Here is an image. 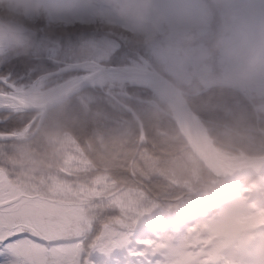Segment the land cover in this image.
I'll list each match as a JSON object with an SVG mask.
<instances>
[{"label": "clouds", "instance_id": "9594fccd", "mask_svg": "<svg viewBox=\"0 0 264 264\" xmlns=\"http://www.w3.org/2000/svg\"><path fill=\"white\" fill-rule=\"evenodd\" d=\"M81 7L92 10L101 32L81 37L70 53L85 67L102 70L111 58L113 38L136 49L154 50L162 85L143 117L149 143L181 157L183 140L175 125L191 122L196 112L217 114L207 133L227 151L258 139L253 113L231 108L228 99L264 89V0H0V51L28 55L36 41L35 25L41 21L50 33L59 29L67 35L63 21ZM32 103L39 122L14 157L17 180L25 188L59 166L89 118L74 112L67 96L50 89ZM85 150L91 163L108 173L143 160L130 132L93 136ZM195 166V161L180 159L175 173L184 177ZM202 194L213 198L216 188L208 185Z\"/></svg>", "mask_w": 264, "mask_h": 264}, {"label": "rangeland", "instance_id": "374dc122", "mask_svg": "<svg viewBox=\"0 0 264 264\" xmlns=\"http://www.w3.org/2000/svg\"><path fill=\"white\" fill-rule=\"evenodd\" d=\"M92 16V10L81 7L74 16L65 19L63 26L68 29L67 32L71 31L69 37L64 34H56L63 32L59 29L55 34H52L44 22H38L35 25L36 41L30 52L59 56L66 63L77 62L71 58L70 53L78 46L80 38L87 39L101 35L100 29L92 20ZM78 24L80 26H76ZM121 42L119 38L112 39L110 45L112 52L118 50ZM142 49L151 55L154 53V50L150 48ZM13 56L0 51V63ZM130 57L132 56L130 55ZM134 59L136 58L129 62L137 61ZM43 85L42 87L37 86L32 94L40 96L45 89L54 91L45 87V80ZM116 91L118 94L120 93V91ZM110 93L116 95L113 91ZM241 94L250 103L254 111L253 103L258 114L257 116L254 111L256 132L264 135V89L250 90ZM137 95L138 101L146 102L148 100L143 99L140 94ZM123 96L126 94L123 93ZM120 103L123 105L121 101ZM230 107L237 108L235 106ZM127 109L134 113L128 106ZM136 120L139 121V118L137 117ZM126 121L123 123L113 122L117 132H132L131 126ZM34 126L35 124H31L30 127H27V130L21 134L20 138L22 139L20 141H25L31 135L36 128ZM139 130L137 135L139 134L141 142L138 145L141 148L144 144L146 145L147 140L145 132L140 127ZM11 140H15V138ZM17 144L16 141L0 142V183L5 185L10 183L22 189L17 194V198L20 200L25 199V193L51 197L58 204L69 209L70 217L79 215L83 218L81 234L76 235L74 230H70L69 234L70 246L78 249L79 264H264V176H258L259 178L253 184L246 188L237 189L218 202L221 206L219 212L214 211L218 205L214 202L217 199H214L213 202H208L205 212L197 218L189 215H182L181 217L172 215L166 219L165 223L160 224L153 221L162 217L159 214L163 207L154 199H150L143 191L132 186L115 192L118 190L117 185L107 174L94 178L82 177L83 174L91 171L94 165L83 154L77 143L64 156L58 167L38 178L31 187L25 188L17 180L18 169L14 164L16 150L20 146ZM214 145L223 154L235 160L238 159L235 161L237 169L241 168L238 165H246V159L242 155L245 154L242 152L244 148L227 151L216 141ZM260 146L263 148V154L259 157H263L264 145L260 144ZM187 150L189 149L186 146L181 157L170 159L167 157L165 159L164 157L155 158L143 150V160L138 166H134V171L140 177H145V181H150L153 178L156 183L165 182L162 184H166V187L170 189L178 188L183 192L186 191L190 203L195 205L199 203L200 196L203 194L189 191V189L196 190V187L192 188L190 184L199 180L202 167L193 153ZM244 156L259 158L246 154ZM180 159L196 162V166L190 168L184 177H179L175 173L176 164ZM73 161L79 163H73ZM54 181L70 184L75 189L81 187L85 189L95 188L97 181H100V187H105L106 182V186L111 189L110 194H114L115 199L123 198L126 202H135L139 214L135 215V222L131 227L124 228L116 223L118 219L124 217V213L110 201L109 195L92 198L84 204H79L73 196L54 192ZM203 189L201 188V190ZM197 195L198 197H196ZM98 211H105L106 215H109L103 226L98 224ZM105 225L120 233L121 236L114 241H107ZM99 227L102 228L101 233L96 235L95 231ZM74 228L75 221L73 220L70 229ZM204 229H206L205 233L203 232ZM102 237L104 239H101ZM140 241H150L152 244H141ZM210 241L212 242L210 243ZM134 253L137 255H133ZM139 253L144 255H138Z\"/></svg>", "mask_w": 264, "mask_h": 264}, {"label": "trees", "instance_id": "16d2710c", "mask_svg": "<svg viewBox=\"0 0 264 264\" xmlns=\"http://www.w3.org/2000/svg\"><path fill=\"white\" fill-rule=\"evenodd\" d=\"M76 26H80V25L78 24ZM67 30L68 29H66V32ZM70 33L71 31H68L67 35H65L64 32H59L56 34H64L65 36L69 37ZM12 58L22 60L26 66L32 69L31 71H29L27 75L18 77L12 81V83L16 84L17 87L19 88H27L36 79L42 77L43 74H46L50 71L57 69L60 65L55 63L51 59L54 58V59H59L61 61L63 60L59 56L48 55V54H34L32 52H29L28 55L13 56ZM131 60H133V58L131 57L122 58V56L119 54V51L117 50L112 52L109 61L103 63L124 64V63H130L129 61ZM150 61L157 68L156 58L153 57L152 60ZM76 73L77 71H70V72L61 73L56 76L47 77L45 78L46 81L45 87L49 88L52 87L53 85L59 84L64 80L68 79V77L75 75ZM3 87L4 86L0 85V89H3ZM115 90L118 91L120 90V94L115 95L116 97H118L119 101H121L126 108L127 106L131 108L134 111V113L125 111L119 105V103L112 98L109 92L111 91L115 92ZM123 93H125L126 96H123ZM137 94H140L143 99H148V100L146 102L138 101L136 99V96H138ZM155 97L156 95L148 88L136 84H130L128 82H120V83H114L113 85H108L103 90L88 88L83 90L79 94L75 95L71 99H69L70 101L69 107L74 112L76 113L83 112L89 114V118L80 126L77 133L76 143L82 150L83 154H85V156L87 157V153L85 149L87 147L88 141L93 136L103 135L110 132H117L113 122L123 123V121L127 120L126 123L129 126H131L132 128L131 133L136 137L137 144L141 142V140L139 139V134L137 135V133H139L140 131L139 127L140 129H142L143 132H145L147 141H146V145L144 144L140 148L141 152L143 150L147 151L148 154H150L152 157L155 158H159V157L160 158L164 157V159L166 157L169 159L174 158L171 154L164 153L159 145L148 142L150 138V133L145 126L143 117L145 112L152 106ZM228 104L230 106H235L237 108L248 109L251 113H253L254 127H256L255 124L256 116L254 114V111L252 110L250 103L241 93L237 94L235 98H229ZM196 114L201 118V120L204 122L206 127L209 123H211V121L209 120L215 121L217 118V114L214 113L196 112ZM7 115L9 114L1 113L0 119H3ZM137 117L139 118V121L136 120ZM28 120L31 121V123L28 125L29 127L31 126V124H35L34 127H36L37 123L39 122V116L37 115V113H26L24 115L19 116L14 121V123L17 124V126H22ZM20 136L16 137L15 140H10V141H16L18 142L17 145L19 144L21 145L24 142V140L20 141V139H22L20 138ZM262 136L264 135L257 133L258 139L255 140L250 146L241 147L242 149L244 148L242 152L248 156L259 157L260 155H262L263 148H261L260 144L264 145V139L259 138ZM184 148H186V146L185 143L183 142V149ZM200 165L202 167L201 168L202 170H200L199 180L197 181L195 180L194 182H192V184H190L192 188L195 186L196 190L189 189V191L192 190L195 193L196 192L203 193V190H201V188H205L208 185H213L216 188V195L213 198H205L202 195L203 198L200 197L199 203L195 205L190 203L186 191L183 192V190L181 191L178 188L170 189L169 187H166V184H162L165 182L156 183L155 180H153V178L150 181H145V177H140L138 173H135L134 166L126 165L124 168L114 173L103 172L94 166V168L91 171H89L87 174H83L82 177L87 176L90 178H94L99 175L107 174L110 177V179L113 180L117 185L118 190L115 192H118L123 188H131L132 186L143 191L150 199H154L155 201L160 203L161 206L163 207L162 212L159 214L162 217H160L159 219L156 218L153 221L160 224L165 223L166 219L167 218L169 219L170 216L172 215H177L180 217L182 215L184 216L189 215L193 218H197L200 214L205 212L206 205L208 204V202H213L214 199H217L214 202L218 203L225 197H228V195L231 194L232 192H235L237 189L240 188L248 187L250 184H253L259 178V177L252 178L243 183H239L222 189L225 183L215 179L203 167L202 164ZM218 205L219 208H214V211L216 210L217 212H219L221 206L219 203ZM106 214L107 213H105V211L97 212V216L99 219L98 220L99 226L101 225L103 226L106 223V219L109 218V215ZM101 230L102 228L99 227L98 229H96L95 234L96 235L100 234Z\"/></svg>", "mask_w": 264, "mask_h": 264}, {"label": "snow or ice", "instance_id": "6c2138e0", "mask_svg": "<svg viewBox=\"0 0 264 264\" xmlns=\"http://www.w3.org/2000/svg\"><path fill=\"white\" fill-rule=\"evenodd\" d=\"M31 70L20 59L6 58L0 63V85L4 86L0 89V112L9 114L0 119V142L7 143L20 136L31 123L30 120L22 126L14 123L19 116L34 109L35 104L19 94L17 85L12 83ZM96 183L95 188L75 189L70 184L54 181L53 191L73 196L79 204L109 195L110 201L124 213V217L116 223L124 228L131 227L135 215L139 214L135 202L115 199L106 182L105 187H100V181ZM20 191L22 189L15 185L0 183V264H79V252L76 247L70 246L69 234L70 230H74L76 235L81 234L83 218L79 215L70 217L69 209L51 197L25 193V199L20 200L17 198ZM73 220L75 228L70 229ZM105 230L107 241L121 236L108 225H105ZM140 243L152 244L150 241Z\"/></svg>", "mask_w": 264, "mask_h": 264}, {"label": "water", "instance_id": "95a60500", "mask_svg": "<svg viewBox=\"0 0 264 264\" xmlns=\"http://www.w3.org/2000/svg\"><path fill=\"white\" fill-rule=\"evenodd\" d=\"M138 60L127 63V64H102V70L93 71L88 67H85L82 62H69L61 61L58 59H53V61L60 66L53 71L43 74L42 77L36 79L27 88H18V93L24 95L25 98L32 102L36 100L39 96H34L33 91L36 90L37 86H44V80L50 76H56L61 73L69 71L80 72L77 75L71 76L63 82L56 84L51 89L54 90L59 96H67L71 99L73 96L77 95L81 91L87 88H93L100 86L106 82H128L130 84H136L150 89L155 95L162 85V81L158 78L156 74V67L142 54L139 52ZM51 59V58H49ZM52 60V59H51ZM56 86V87H55ZM255 114L258 116L257 111L252 103ZM6 113V112H0ZM27 113H36L34 109ZM185 122H176V127L186 143L187 148L193 153L197 160L203 165V167L217 180L222 181L225 185L222 187H230L239 184L255 176L264 175V156L259 158H249L244 156L248 166L237 172H231L223 168L218 161L214 159L211 155L212 148L215 147L214 140L207 133V127L201 118L193 113L191 122H188L195 136V141H192L185 133ZM216 148V147H215ZM250 173L251 176L248 179H241L240 177L245 174ZM206 232V229L203 231Z\"/></svg>", "mask_w": 264, "mask_h": 264}, {"label": "bare ground", "instance_id": "6f19581e", "mask_svg": "<svg viewBox=\"0 0 264 264\" xmlns=\"http://www.w3.org/2000/svg\"><path fill=\"white\" fill-rule=\"evenodd\" d=\"M113 82H115V81H113ZM111 83H112V82H106V83H104V84H102V85H100V86L93 87V89H100V90H103V89H105L106 86H108V85L111 84ZM124 84H125V83H124ZM112 98L115 99V100L119 103V105H120L125 111H127V108H126L124 105H121V103H120L118 97H116V96H112ZM184 126H185V133H186V135H187L192 141H195L194 131H193L191 125H190L188 122H185V123H184ZM205 126H206V125H205ZM218 149H219V148H218ZM218 149L215 148V147L212 148V149H210V150H211V155L214 157V159H215L216 161L219 162V164H220L223 168H225V169H227V170H229V171H231V172H237V171H241V170L245 169V168L248 166V164H246V165L241 164V165H238V166H240L241 168H240V169H237V168H236L237 166H235V161H237L238 159L235 160L234 158H231V157H229V156L223 154V153H222L221 151H219ZM245 170H246V169H245Z\"/></svg>", "mask_w": 264, "mask_h": 264}, {"label": "flooded vegetation", "instance_id": "af4514ba", "mask_svg": "<svg viewBox=\"0 0 264 264\" xmlns=\"http://www.w3.org/2000/svg\"><path fill=\"white\" fill-rule=\"evenodd\" d=\"M119 40L120 41H122L123 42V40L122 39H120L119 38ZM121 42V46L118 48V51H119V54L121 55V56H124V58H129L130 57V55L132 56L131 58H136V59H134V60H138V52L140 53V54H142L143 56H145L147 59H149V60H152V58L153 57H155V55H154V53H152V52H150V53H152V55L151 54H149L148 52H146V51H144L142 48L141 49H136V48H133V47H131L130 45H128L127 43H125L124 44V42L122 43ZM153 50V49H152ZM153 64V63H152ZM120 91V90H119ZM114 92V91H113ZM122 93V92H121ZM115 94L116 95H118V92L115 90ZM120 94V93H119ZM196 193H198V192H196ZM197 197H198V195H197ZM201 198H203L202 196H200ZM210 242H212V241H210Z\"/></svg>", "mask_w": 264, "mask_h": 264}]
</instances>
